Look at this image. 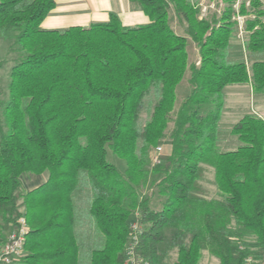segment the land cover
Listing matches in <instances>:
<instances>
[{"label":"trees","instance_id":"16d2710c","mask_svg":"<svg viewBox=\"0 0 264 264\" xmlns=\"http://www.w3.org/2000/svg\"><path fill=\"white\" fill-rule=\"evenodd\" d=\"M130 1L149 24L127 27L111 13L105 23L44 29L56 0H0V35H12L16 55L0 102V246L24 217L20 264H79L74 199L84 191L100 238L89 264H126L134 236L149 264H199L205 252L221 264H264V119L245 115L229 132L241 145L220 149L225 88L264 95V0L239 6L250 65L230 59L236 0L204 19L191 0ZM184 81L191 91L177 105ZM164 141L169 153L152 156ZM211 169L217 198L202 185ZM33 175L47 180L28 190L24 176ZM157 175L154 203L142 194Z\"/></svg>","mask_w":264,"mask_h":264},{"label":"rangeland","instance_id":"374dc122","mask_svg":"<svg viewBox=\"0 0 264 264\" xmlns=\"http://www.w3.org/2000/svg\"><path fill=\"white\" fill-rule=\"evenodd\" d=\"M194 4H198V6L201 8V14L200 19L204 18H211L214 16L220 17L223 14L224 9H226L227 4L224 3L222 0H191ZM252 0H236L235 4L233 5L234 10L236 11V20L238 21L237 26V34L235 38L231 41V49H230V59L232 61H241L244 60L248 62L250 65L252 63V56L255 55L250 54L246 47V40L248 33L245 30V22L247 20V17H243L239 15V6L243 2L246 3L247 7H250V3ZM264 2V1H263ZM171 24L173 29L181 35H185V24L181 21V19L178 17V15L175 13L174 9L171 8ZM189 40V46H188V53H189V59L192 63L193 61H196L199 59V48L197 45L188 37ZM14 40L12 39V35L8 34L7 36H1L0 35V102L7 99L8 95V84H9V71L10 68L13 66L15 60V54L11 53V46L13 44ZM236 85H231L225 88L224 94H225V105L224 110L228 112L229 108H235V102L236 99L239 101L237 104V110L242 113L245 111L252 113L254 109L257 111L258 107L256 104L254 105V101L252 98L249 100L245 96H236V93H234V90L238 87H234ZM243 86V85H241ZM251 86V85H249ZM252 88V87H251ZM190 86L187 83V81H184L179 87H178V100L177 105H180L182 100L189 96L190 94ZM226 92V93H225ZM264 96V95H263ZM252 100V101H251ZM231 106V107H230ZM263 108L264 113V104L261 106ZM227 109V110H226ZM224 114V112H223ZM256 115V114H255ZM147 115H144L143 122L145 123L147 120ZM235 117L233 116L231 118L223 119L222 125L230 124L235 121ZM223 131V130H222ZM221 131V132H222ZM221 138H223L224 141L221 142L220 149L222 151H233L236 149L238 145H241V142L236 137H230L229 130L225 129L223 134L221 135ZM160 147L164 148L166 153H169L170 151V143L168 141H164L160 144ZM159 150L158 148L155 149L152 152V156L158 155ZM109 159L110 161L114 162L118 165V167L123 171L125 169V163L119 159H116L115 156H113L111 153H109ZM24 182L26 185V189H29L31 186L36 185L39 183L40 180H42L44 177H35L33 176H24ZM161 176H152L150 178L149 184L146 187V189L143 190V196L144 197H151L153 198V202L156 203L158 200L155 196L156 193V187L155 185L160 181ZM202 185L208 190L209 192V198H217V188L216 183L214 179V172L213 170H209L205 177L202 179ZM75 204L77 206L76 208V234L79 240V244L81 252H80V263L79 264H89L88 253L90 249H94L99 245V235L96 232V230L91 227L89 224V221L84 216V211L87 210V204L89 205V194H86L84 191H78L75 194ZM79 213V217H78ZM245 245H250L252 248V252L255 251V243L254 241L249 237L245 238L244 240ZM90 254V253H89ZM199 264H221L219 259L211 255L209 252H205L202 259L200 260Z\"/></svg>","mask_w":264,"mask_h":264},{"label":"crops","instance_id":"0c3cea01","mask_svg":"<svg viewBox=\"0 0 264 264\" xmlns=\"http://www.w3.org/2000/svg\"><path fill=\"white\" fill-rule=\"evenodd\" d=\"M56 3V8L42 23V27L44 29H63L71 26L86 27L91 25L92 23H105L109 21L111 13H117L123 25L127 27L146 25L151 22L150 18L130 0H56ZM199 60L200 58L196 61H193L192 63L198 64ZM238 86L240 88H236L234 90L236 96H245L248 100L252 98V100L254 101V105L256 104V106L258 107V110L256 111L254 109L252 113H255L257 116L264 119V113L262 112L263 108H261V106H263L264 104V96L254 94L251 86L249 85ZM238 86L236 85L234 87ZM234 102L235 108H232L230 106L231 108H229L228 112L224 110L221 121V128L223 132L225 131V129H228L230 132L232 127L240 119H242L245 115L251 113L249 111H245L241 114V112L237 110V104L239 103V101L236 99V101ZM233 116H237L235 117V121H230L232 123L226 124L223 127V119H229ZM41 176L44 178L40 180L36 185L31 186L28 190L34 189L46 182L47 176L35 175V177ZM91 251L92 249H90L89 253H91ZM89 253L87 259H89Z\"/></svg>","mask_w":264,"mask_h":264},{"label":"built area","instance_id":"2783aa9c","mask_svg":"<svg viewBox=\"0 0 264 264\" xmlns=\"http://www.w3.org/2000/svg\"><path fill=\"white\" fill-rule=\"evenodd\" d=\"M159 154L162 153V148L159 147ZM156 163L159 161L154 160ZM137 233L139 229L137 225L134 226ZM30 227L24 217L18 220V226L15 230L11 231L7 240L0 246V264H20L25 255V243ZM138 237L134 236L126 248V264H149L146 260L139 257L135 252ZM246 264H254L252 259L249 258Z\"/></svg>","mask_w":264,"mask_h":264}]
</instances>
